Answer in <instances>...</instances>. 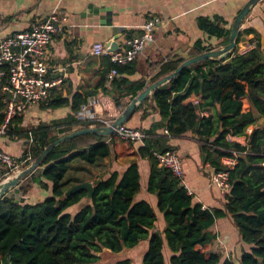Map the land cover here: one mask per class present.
Returning a JSON list of instances; mask_svg holds the SVG:
<instances>
[{
    "label": "trees",
    "instance_id": "obj_1",
    "mask_svg": "<svg viewBox=\"0 0 264 264\" xmlns=\"http://www.w3.org/2000/svg\"><path fill=\"white\" fill-rule=\"evenodd\" d=\"M225 23L219 16L197 17L200 30L208 37L220 39L217 47L228 43L230 29ZM249 34H253L252 48L239 52L238 43ZM131 35L130 31L126 38L136 37ZM235 42L236 46L227 53L181 70L137 106L136 110L143 109V116L150 108L158 110L160 117L150 128L143 129L149 135L144 145L122 139L114 132L81 134L53 147L38 168L24 179L31 178L42 189L50 188L48 196L29 203L23 197L16 200L5 195L0 199V264H94L102 249L110 252L128 249L131 253L107 264H131L132 258L139 255L138 264H166L164 248L171 252L169 264H232L221 261L218 253L202 250L216 236L210 230L215 220L228 215L235 222L241 240L251 245L238 264H264V126H255L246 133L257 122V115L264 116V35L247 26L237 34ZM212 48L198 39L188 57ZM99 59L101 69L96 72L93 86L75 91L70 97H63L61 88H53L48 98L37 103L42 109L52 110L68 106L70 113L66 117L28 127L22 126V116L11 118L7 135L25 138L31 135V142L17 160L19 169L27 167L57 138L78 129L105 125L96 117L79 115L99 88L111 94L116 107L121 108L185 60L176 55L168 57L161 62L158 72L146 80L131 77L137 72L136 58L114 63L106 54L99 55ZM113 69L116 74L109 77ZM64 82L63 79L62 86ZM1 85L0 124L7 99ZM243 97L250 106L246 112L242 111ZM162 128L169 136L159 131ZM192 131L205 163L217 171L228 172L230 187L222 209L209 210L194 202L179 178L160 167L153 154L174 151L169 138ZM228 135L246 136L247 143L228 140ZM124 145L130 146L129 153L135 158L123 169L95 175L90 199H85V190L65 194L73 185L88 180L70 174L83 169L74 166V162L94 165L112 154L122 156L119 148ZM233 152L235 164H223L222 158H233ZM139 159L148 162L145 190L155 195L154 206L146 199L136 198L142 188ZM10 171L0 168V180ZM73 208L77 210L70 213ZM156 211L162 215V232L156 230Z\"/></svg>",
    "mask_w": 264,
    "mask_h": 264
},
{
    "label": "crops",
    "instance_id": "obj_2",
    "mask_svg": "<svg viewBox=\"0 0 264 264\" xmlns=\"http://www.w3.org/2000/svg\"><path fill=\"white\" fill-rule=\"evenodd\" d=\"M247 1L0 0V38L28 29L32 23L44 20L52 10H55L62 21L63 30L54 34L50 43L44 48L45 55L43 57L50 66L47 77L61 76L65 82L63 86L56 88L62 89L63 97H70L75 91L82 92V88L93 86L97 80L96 72L101 69V61L99 55L91 53L93 44H105L112 40L115 35H119L116 41L123 48L128 32L131 31V36H136L142 33L144 24L148 19L158 18L159 20L153 28L156 29L158 35L154 37L152 32L153 40L150 44L147 43L142 53L136 57L137 72L131 76L132 79L145 77L146 80H149L158 72L161 62L168 57L176 55L185 59L189 58L188 53L193 50L194 43L198 39L202 40L203 45L211 44L214 46L212 49L218 48L217 44L220 39L208 37L200 30L197 26V17L207 16L210 19L216 16L222 17L226 22V28L230 29L237 13ZM246 21L248 26L254 27L264 35V0H259L250 9ZM167 36H174V38L170 43L163 46L161 39H165ZM252 37L253 34H249L241 39L238 43L239 52H245L244 47L250 43ZM107 88L110 91L112 89L109 85ZM112 91L115 92L113 89ZM130 101H127L121 108L116 107L112 95L99 88L95 96L88 98L87 104L83 106L79 115L83 111L86 116L96 117L103 123L113 122ZM241 101L242 111H248L250 106L247 99L243 97ZM135 110L123 124L148 129L152 123L160 120L158 110L153 111L149 108L145 110V116L142 115L143 109ZM68 113H70L68 106L52 110L42 109L36 103L28 105L18 116L23 117L22 126L28 127L62 119ZM255 126H258L257 122L249 126L246 133L249 134ZM164 130L165 128L159 129L160 132H164ZM29 138V135L25 138L17 135L10 137L6 133L0 134V150L11 155L16 161L21 158L26 146L30 143ZM227 139L236 141L241 145L247 143L246 136L228 135ZM168 143L174 147V152L181 158L185 187L193 196V201L198 202L205 209H222L228 190L223 193L211 181L210 175L215 169L203 160L195 133L192 131L181 137H171ZM233 155V158H222V163L228 166L234 165V152ZM134 158L130 153L126 157H115L112 154V156L104 158L98 163L104 165L107 163L108 169L112 171L119 165H122L123 169ZM137 162L141 172L140 181L142 185L137 198L146 199L154 206L156 203L155 195L149 194L145 190L149 174L148 162L146 159H139ZM73 165L83 168L93 166L81 162H74ZM87 179L86 181H92L90 178ZM31 181L28 184L27 195L23 197L26 202H35L50 194V188L42 189L33 180ZM13 188L6 193V196H9L8 194ZM156 212V230L162 232L164 228L162 215L158 211ZM210 230L216 236L202 250L218 253L221 261L238 264L242 253L250 249L251 245L241 240L237 226L229 215L216 219ZM136 260V264H138L141 258Z\"/></svg>",
    "mask_w": 264,
    "mask_h": 264
},
{
    "label": "built area",
    "instance_id": "obj_3",
    "mask_svg": "<svg viewBox=\"0 0 264 264\" xmlns=\"http://www.w3.org/2000/svg\"><path fill=\"white\" fill-rule=\"evenodd\" d=\"M158 20L156 17L148 19L140 36L126 39L125 46L121 47L120 50L109 52L103 43H95L91 53L94 55L108 54L114 63L131 61L144 50L147 43L152 41L153 28ZM61 22L56 11L52 10L44 20L32 23L28 29L0 38V83L2 84L1 91L7 94L5 116L0 124V134L6 133L12 117L18 115L28 105L36 104L48 98L51 95V90L62 84L63 78L61 76L47 77L50 66L43 57L45 55L44 48L50 43L54 34L62 32ZM252 46L251 43L245 45V51ZM115 74L116 71L113 69L109 73V77ZM3 79H5L4 83H2ZM192 101L197 103V99ZM84 113L82 111L80 113L82 116H80L87 117ZM110 123L104 122L105 125ZM114 132L122 139L138 142L141 145H144L149 136L142 128L130 127L123 123L116 126ZM163 133L168 135L167 130H164ZM29 137V142H31V135ZM153 154L158 160V165L171 170L185 187L180 156L174 151H154ZM0 165L3 169H11L10 172L4 174L5 176L20 170L17 160L15 161L11 155L2 150H0ZM210 176L211 181L223 193L229 189L227 171L214 170Z\"/></svg>",
    "mask_w": 264,
    "mask_h": 264
},
{
    "label": "water",
    "instance_id": "obj_4",
    "mask_svg": "<svg viewBox=\"0 0 264 264\" xmlns=\"http://www.w3.org/2000/svg\"><path fill=\"white\" fill-rule=\"evenodd\" d=\"M259 0H248L240 9V11L237 13L235 19L233 20L231 27H230V33L228 38V43L215 48L211 49L209 51H205L203 53L197 54L193 57H189L185 59L183 62H181L174 71L162 76L157 81L151 83L148 85L143 91H141L137 96H135L129 104L125 107V109L122 111V113L110 124L104 125V126H98V127H89L84 129H78L75 131H72L68 134H65L53 142H51L45 149L40 153V155L32 161L27 167L18 170L17 172L10 173L6 175L3 179L0 181V199L6 195V193L11 190L14 186H16L20 181H22L24 178H26L28 175L33 173L39 166L41 160L49 153V151L55 147L57 144L66 141L70 138H73L75 136L86 134V133H95L100 135H109L114 133L116 126L119 124L124 123L125 120L129 118L131 113L137 108L139 104L142 103V101L145 99L146 96L150 95L153 90L156 88L162 86L167 81L171 80L176 74H178L181 70L185 69L186 67L193 65L195 63H198L204 59L207 58H214L221 56L225 53H227L229 50L233 49L236 46V37L237 34L243 30V20L245 16L248 14L250 9L255 6V4ZM119 35H115L112 40L108 41L104 44V46L107 47V50L109 52H114L117 50H120L121 47L116 41ZM151 42V41H150ZM149 42V44H150ZM257 125L258 126H264V116L257 115ZM78 190H85L87 192L86 199H90L93 194V184L90 181H83L80 183H77L73 185L70 189H68L65 194L69 195L75 191Z\"/></svg>",
    "mask_w": 264,
    "mask_h": 264
},
{
    "label": "rangeland",
    "instance_id": "obj_5",
    "mask_svg": "<svg viewBox=\"0 0 264 264\" xmlns=\"http://www.w3.org/2000/svg\"><path fill=\"white\" fill-rule=\"evenodd\" d=\"M246 16H245V18L243 20V23H242L244 28L248 26L247 25V21H246ZM157 35H158V32L156 31V29H153V36L156 37ZM173 38H174V36H167V38H165V39L162 38L161 39L162 40L161 44H163V46H164L165 44L170 43V41H172ZM146 51H148V49H146ZM120 144H122V143H120ZM119 149L122 150V152H121V153H123L122 157L123 156L126 157L128 155V153H129V151H130V146L124 145L123 147H120ZM106 164L104 165L102 163H96L93 166H88L87 168H83L81 170H73L71 173L73 175L81 176L83 178H90L92 180L95 175H103V174H107V173L110 172V170L108 169L109 166L106 165ZM121 166L122 165L116 166L114 169L120 170L122 168ZM68 175H69V173L67 174V176ZM29 182H32L31 178L21 181L18 185L14 186L13 190L8 195L10 197H13L16 200H21L22 197H26V195H27L26 192H27V188H28ZM137 197H138V195L136 196V198ZM76 210L77 209L73 208V211H69V212L73 213ZM163 251H164V257H165V260H166V264H169V259L168 258H169V255H170V251L167 248H164ZM130 254L131 253H130V251L128 249L127 250L123 249L120 252H110L107 249H102L100 252H98V258H97V260H96V262L94 264L113 263V262H115L117 260L123 259L125 257H129ZM137 258L139 260L140 255L137 256ZM137 258L133 257L131 264H136V262H137L136 259Z\"/></svg>",
    "mask_w": 264,
    "mask_h": 264
}]
</instances>
